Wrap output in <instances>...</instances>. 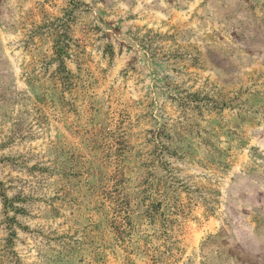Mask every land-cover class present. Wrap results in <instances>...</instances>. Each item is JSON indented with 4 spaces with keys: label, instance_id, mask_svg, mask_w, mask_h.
I'll list each match as a JSON object with an SVG mask.
<instances>
[{
    "label": "rangeland",
    "instance_id": "374dc122",
    "mask_svg": "<svg viewBox=\"0 0 264 264\" xmlns=\"http://www.w3.org/2000/svg\"><path fill=\"white\" fill-rule=\"evenodd\" d=\"M0 264H264V0H0Z\"/></svg>",
    "mask_w": 264,
    "mask_h": 264
}]
</instances>
